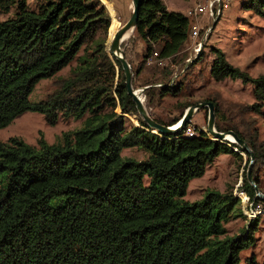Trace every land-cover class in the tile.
I'll return each mask as SVG.
<instances>
[{"label": "trees", "instance_id": "16d2710c", "mask_svg": "<svg viewBox=\"0 0 264 264\" xmlns=\"http://www.w3.org/2000/svg\"><path fill=\"white\" fill-rule=\"evenodd\" d=\"M100 1L107 8L103 0H0V12H12L0 21V127L24 111L42 114L48 124L58 117L81 119L51 143L41 136L35 144L17 136L0 140V264H264L239 255L253 244L256 218L226 234V222L244 217L230 185L194 201L181 199L189 180L217 155L241 159L240 148L199 130L185 136L188 123L170 135L145 129L120 63L104 50L113 21ZM249 4L264 15V0ZM189 24L162 0H140L132 32L142 42L137 61L123 52L130 84L145 86L144 107L164 125L186 107L210 102L214 128L234 132L252 151L249 177L264 193L257 177L264 139L250 117L264 118V74L248 75L211 47L209 76L249 83L253 101L222 108L218 98L205 97L175 102L172 116L152 113L164 95L190 82L198 57L185 64ZM73 60L65 75H55ZM45 78L52 79L51 90L31 101L35 84ZM123 148L140 149L145 157L122 156ZM250 180L243 171L238 189L249 207L264 208Z\"/></svg>", "mask_w": 264, "mask_h": 264}, {"label": "rangeland", "instance_id": "374dc122", "mask_svg": "<svg viewBox=\"0 0 264 264\" xmlns=\"http://www.w3.org/2000/svg\"><path fill=\"white\" fill-rule=\"evenodd\" d=\"M103 1L111 15L113 31L119 26V23L124 22L128 17L131 10L130 0ZM162 1L165 7H169V10L179 11L184 14L187 8L203 0ZM251 2L252 0H230L229 5L226 9L222 10L218 18L208 19L207 13L203 12L200 15L201 17L198 16L194 20H190V23L197 24L199 29L202 28V33L200 34L202 36L201 46L196 56H192L193 59L197 57L198 59L192 66V73L188 76L190 82L189 84L184 83L176 95H164L159 103L157 102L152 108V113L161 116H172L176 113L173 106L175 102L197 100L205 97L218 98L222 108L226 106L231 107L233 103L249 104L253 101L249 83H242L239 79L232 80L229 78L214 80L209 76V63L212 58L211 47L220 49L229 64L245 71L248 75L254 77L264 74V15L255 9L254 4L250 6L249 3ZM262 11H264V5ZM11 14V11L6 13L0 12V21L8 18ZM123 42H125L124 47H120L125 56L132 63L136 62L137 55L140 53L142 47L141 40L134 33H131ZM74 64V60L69 62L57 71L55 75H65L69 67H72ZM51 81V78L39 80L30 93L29 99L37 101L42 98L46 92L51 90ZM135 88H139V86ZM207 112L208 108L204 105L192 114L188 122L190 128L195 129L194 133L196 130L205 133L202 137H210L205 127ZM212 112L214 124L213 106ZM125 116L130 122L133 123L135 121L136 123L137 119L133 116L128 114H125ZM250 117L253 119L252 126L256 130L258 137L264 139V118L261 115L255 114L250 115ZM80 121L81 119L58 117L53 124H48L42 114L24 111L14 117L6 126L0 127V140L17 136L26 143L35 144L38 137L41 136L47 143H51L57 139L61 132L78 127ZM229 143L232 142L229 141L227 144L230 145ZM230 147L233 148L231 145ZM238 153L241 159H236L227 153L217 155L205 166L201 176L189 180L181 199L194 201L201 198L206 190L223 191L226 185L232 187L231 193L233 195L237 196V194H240L239 192L242 191L238 189V186L241 184L243 171L246 173L247 155L241 151H238ZM120 154L132 157L135 160H141L145 157V153L137 148H123ZM248 172H250V168ZM257 177L259 187L264 191V166L257 170ZM240 196L244 200L242 203L239 199L240 209L244 217L226 222L224 224L226 234L232 235L238 233L239 229L245 225L248 219L256 218L253 244L242 250L239 255L241 260L246 256L252 255L258 262H261L264 260V208L259 206L249 207L250 201L247 196L245 194H241Z\"/></svg>", "mask_w": 264, "mask_h": 264}, {"label": "water", "instance_id": "95a60500", "mask_svg": "<svg viewBox=\"0 0 264 264\" xmlns=\"http://www.w3.org/2000/svg\"><path fill=\"white\" fill-rule=\"evenodd\" d=\"M105 10L108 12L109 17L111 19V15L108 11V9L105 7L103 3H101ZM140 4V0H130V6L131 10L126 18V20L122 23H119V26L115 28V30L112 31V33L108 34L107 31V38L105 41V46L104 50L106 54L110 58L116 59L122 68L123 71V76H124V84L126 87L127 93L131 96L132 100L134 101L135 105V110L137 114L141 117V119L144 121L146 130H149L150 132L157 134L159 136L162 135H170L173 134L177 131H179L186 123L189 122L190 117L192 114L198 110L199 108L203 107L204 105L207 106L208 112H207V118H206V132L210 137V139L219 141V142H224V140H228L230 138V142L235 143L239 148L241 152H244L248 154V163L246 167V178L249 179V168L250 165L253 161V153L248 147V145L245 143L244 140L238 138L236 134L230 130L228 131H217L214 129V124H213V112H212V104L210 102H197L194 105H190L186 107L180 117L172 124L170 125H164L160 124L156 121H154L149 113L146 111L144 104L142 102V97H141V92L143 91L144 87H139V88H132L130 81H131V76L132 72L131 69L123 56V51L120 47V43L124 36L129 32L130 34L133 32L134 27L136 25L137 21V16H138V6ZM110 26V23H109ZM108 26V29H109ZM107 46V49H106ZM175 77V74L172 76L170 79L171 81ZM140 95V97H139ZM133 124L137 125V123L133 122ZM229 146V145H228ZM230 147V146H229ZM232 148V147H231ZM235 151H238L236 148H232ZM250 180V179H249ZM251 185L254 187V193L255 196L263 199L264 200V193L260 192L255 184L250 180ZM244 210V209H243Z\"/></svg>", "mask_w": 264, "mask_h": 264}, {"label": "built area", "instance_id": "2783aa9c", "mask_svg": "<svg viewBox=\"0 0 264 264\" xmlns=\"http://www.w3.org/2000/svg\"><path fill=\"white\" fill-rule=\"evenodd\" d=\"M230 0H203L199 3L193 4L191 7L187 8L185 11V15L190 19L194 20L198 16H200L203 12L207 13V18L208 19H215L218 18L220 13L222 12L223 9H226L227 6L229 5ZM199 26L195 23H190L189 24V32H188V39H189V53L188 57L185 60V64L190 62L193 57L196 56L200 46H201V40L202 36L199 34ZM206 32V30H205ZM204 32V33H205ZM155 55V53H153ZM171 83V80L169 81ZM185 136H192L195 135L194 130L190 128L189 125L185 128V131L183 133ZM240 194H237L239 197L240 201L243 203L242 196L241 194H244L243 192H239Z\"/></svg>", "mask_w": 264, "mask_h": 264}, {"label": "bare ground", "instance_id": "6f19581e", "mask_svg": "<svg viewBox=\"0 0 264 264\" xmlns=\"http://www.w3.org/2000/svg\"><path fill=\"white\" fill-rule=\"evenodd\" d=\"M110 24H111V21H110ZM109 28H110V26H109ZM108 34H109V29H108ZM129 35H130V33L128 32L125 36H124V38L122 39V41L121 42H123L124 40H126L128 37H129ZM106 49H107V46H106ZM108 50V49H107ZM139 97H140V95H139ZM226 141H230V138H228V140H226ZM244 201V200H243Z\"/></svg>", "mask_w": 264, "mask_h": 264}, {"label": "crops", "instance_id": "0c3cea01", "mask_svg": "<svg viewBox=\"0 0 264 264\" xmlns=\"http://www.w3.org/2000/svg\"><path fill=\"white\" fill-rule=\"evenodd\" d=\"M167 9H169V7L166 6ZM201 17V16H200Z\"/></svg>", "mask_w": 264, "mask_h": 264}]
</instances>
